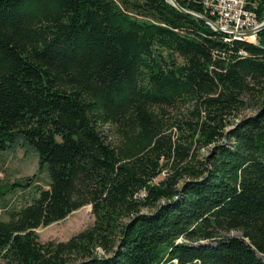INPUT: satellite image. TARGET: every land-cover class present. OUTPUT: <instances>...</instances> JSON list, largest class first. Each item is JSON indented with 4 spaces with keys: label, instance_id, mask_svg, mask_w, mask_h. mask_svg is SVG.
<instances>
[{
    "label": "trees",
    "instance_id": "16d2710c",
    "mask_svg": "<svg viewBox=\"0 0 264 264\" xmlns=\"http://www.w3.org/2000/svg\"><path fill=\"white\" fill-rule=\"evenodd\" d=\"M258 34L228 38L167 0H0V150L22 142L49 176L0 217V261L264 264ZM87 204L91 226L38 240Z\"/></svg>",
    "mask_w": 264,
    "mask_h": 264
},
{
    "label": "rangeland",
    "instance_id": "374dc122",
    "mask_svg": "<svg viewBox=\"0 0 264 264\" xmlns=\"http://www.w3.org/2000/svg\"><path fill=\"white\" fill-rule=\"evenodd\" d=\"M259 1L260 0H245V6L250 8L248 6L250 4L255 9ZM187 2L189 4L192 3L195 5H200L202 11L198 12V10L194 11L188 8L185 9L208 18L214 23V25H208L213 30L220 31L214 22L215 17L205 6V0H187ZM253 8V12L256 13ZM205 12H207L210 16H206ZM257 19L259 20L260 24L264 21V19L260 20L258 17ZM259 31L255 32L250 37L235 38L234 35H231L230 33L227 35L229 36L228 38L257 43L260 39L258 37ZM220 32L226 33L224 31ZM251 113H253V110L247 109L240 115ZM110 130L106 128L104 133L110 135ZM161 176H163V174ZM48 184L49 176L47 169H40L38 154L35 150L24 146L22 142L10 147L8 150H0V217L2 219L8 220L12 211L20 209L25 204L32 202V200L39 195L38 188H48ZM94 219L95 217L92 213L91 206L87 204L73 210L61 220L55 221L48 225L39 226L35 229V231L38 240L41 242L50 240L63 241L69 239L75 233L91 226L94 223ZM227 235L237 237L240 236L241 233L237 230H232ZM178 240L181 241L183 239L180 238ZM216 244L217 242L209 239H200L198 241L191 242V245L216 246ZM258 256L264 260L263 253H259ZM0 264L4 263L0 261Z\"/></svg>",
    "mask_w": 264,
    "mask_h": 264
},
{
    "label": "built area",
    "instance_id": "2783aa9c",
    "mask_svg": "<svg viewBox=\"0 0 264 264\" xmlns=\"http://www.w3.org/2000/svg\"><path fill=\"white\" fill-rule=\"evenodd\" d=\"M205 4L216 25L227 32H240L258 25L256 13L245 6V0H205Z\"/></svg>",
    "mask_w": 264,
    "mask_h": 264
},
{
    "label": "water",
    "instance_id": "95a60500",
    "mask_svg": "<svg viewBox=\"0 0 264 264\" xmlns=\"http://www.w3.org/2000/svg\"><path fill=\"white\" fill-rule=\"evenodd\" d=\"M167 1H169L170 3H172V4H173L178 10H180L181 12H185V13L191 15V16H194V17H196V18H199L200 20L204 21V22L207 23V24H212V25H214V23L211 22V20H209L208 18H206V17H204V16H202V15L196 14V13H194V12L188 10V9H185L183 6H181V5L177 2V0H167ZM261 29H264V22H263L260 26L254 28V29H248V30L240 31V32H226V34L230 33L231 35H235V36H239V37H250V36H252L255 32H257V31H259V30H261Z\"/></svg>",
    "mask_w": 264,
    "mask_h": 264
},
{
    "label": "bare ground",
    "instance_id": "6f19581e",
    "mask_svg": "<svg viewBox=\"0 0 264 264\" xmlns=\"http://www.w3.org/2000/svg\"><path fill=\"white\" fill-rule=\"evenodd\" d=\"M257 21H258V25H257V26H254V27H252V28H250V29H254V28L260 26V25L264 22V21H263V22L260 24L259 20H257ZM218 28L220 29V31L227 32V30H224L223 28H220V27H218ZM234 37H235V38H241V37H239V36H235V35H234Z\"/></svg>",
    "mask_w": 264,
    "mask_h": 264
}]
</instances>
